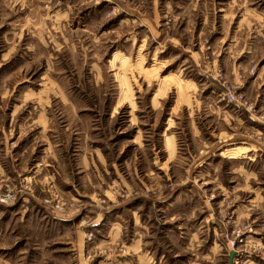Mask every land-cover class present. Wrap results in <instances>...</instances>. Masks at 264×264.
<instances>
[{
    "label": "rangeland",
    "instance_id": "rangeland-1",
    "mask_svg": "<svg viewBox=\"0 0 264 264\" xmlns=\"http://www.w3.org/2000/svg\"><path fill=\"white\" fill-rule=\"evenodd\" d=\"M232 68L239 73L233 75ZM262 72L264 0H0V160L10 163L25 137L31 145L16 182L0 176V193L10 189L18 195L17 202L0 205V264H18L25 250L29 261L30 245L20 246L40 223L26 221L28 214L18 205L25 194L39 197L54 215L79 212L73 228L56 224L49 214L44 227L61 231L70 225L94 249L103 230L90 228L96 215L82 217L97 203L101 215L111 206L129 205L137 197L157 199L192 181L218 221L237 205L258 204L253 217L237 218L232 229L251 225L257 243L264 242L257 227H264V155H252L255 162L232 159L226 150L242 146L234 141L245 130L224 125L205 108L219 104L223 83L239 89L245 106L264 116L245 91ZM237 109L240 119L250 117ZM219 132L236 136L218 143L225 137L219 139ZM47 146L59 150L60 163ZM201 161L207 164L198 166ZM41 167L57 170L59 179L31 180ZM62 181L76 187L74 196L66 194ZM57 201L63 211L48 207ZM144 204L154 219L160 216ZM33 212L44 213L40 206ZM90 232L92 243L86 240ZM250 245L255 247L238 249ZM93 249L92 259L124 245L119 239ZM217 262L228 261L221 256L208 264Z\"/></svg>",
    "mask_w": 264,
    "mask_h": 264
},
{
    "label": "crops",
    "instance_id": "crops-1",
    "mask_svg": "<svg viewBox=\"0 0 264 264\" xmlns=\"http://www.w3.org/2000/svg\"><path fill=\"white\" fill-rule=\"evenodd\" d=\"M62 15L64 16V13ZM154 20L155 18H153ZM159 23L160 19L158 20V25H160ZM243 53L247 54L248 52L242 50L241 54ZM234 72L236 74L239 73L232 68L231 73L233 75ZM245 91L247 96H251L250 98L254 99L257 106L264 111V72L259 73L254 80H251L246 85ZM219 97H221L220 94ZM217 102L220 104L222 99ZM219 104L209 103L205 108L212 113L219 114L220 121L225 122L224 125H237L240 128L242 127L245 130L244 133H246L241 138L235 139H239L238 141H234V144H242L243 147L234 146L226 151L230 150L233 155L232 159H246L248 162H255L256 159H253L252 155H264V152H262L264 149V126L252 120L248 115L240 119L235 113L239 109L234 105ZM222 134H225L224 140H219L218 143L232 140L236 136L233 133L232 135H228L226 132ZM222 134L219 132V139H222ZM22 140L24 142L19 146L16 153L13 156L11 155L10 163L6 164L0 160V176L5 177L8 181L11 179V183L16 182L17 177L22 175L20 168L25 167L24 165H26L28 158L26 157V147H29L30 141L26 137ZM239 149H245L246 151L238 155L237 151ZM44 150L52 152V155L57 158L56 161L58 163L61 162V153L58 149L50 151V147L47 146ZM206 153L208 154L209 150ZM209 157L211 156L209 155L207 159ZM86 163L88 167L91 166L88 157ZM202 164L206 165L207 162L201 161L198 166ZM56 173H58L57 170L53 171L47 167H41L34 172L31 180L46 179L49 175L52 178L54 177L53 179L58 180L59 176ZM64 182V184L63 181L60 182L62 189H64L66 194L74 196L76 187L73 188L72 185L67 184L70 183L69 181ZM140 184H143V182H140ZM200 189L199 185L194 184L192 181L185 182L183 187L177 189L171 187L169 192L162 194L157 199L151 198L149 201L148 199L144 201V199L137 197L129 205H126L128 204L127 202H122L111 206L101 215H98V211H96V208L99 207L97 203L96 207H94L95 209L88 210L82 217L84 220L85 217L96 215L97 218L90 228L92 230L93 227L97 228V230H103L100 237L97 235L98 238L94 244V249L93 246H85V235L83 233L72 229L79 222V212L71 211L62 215H54L44 210L39 197L27 194L22 195L18 205L23 209L24 215L28 214L26 221H29L32 225L38 221L40 226L39 228H32L31 231L28 230L27 233L29 234L26 237L29 240L24 241L20 247L24 248L28 244L30 245V258L29 261H26L28 253L26 254L25 250L23 251L24 260L19 261L18 264H90V260H92L91 264H208L209 260L214 262L221 256H226L228 261L226 264H230V253L232 250L219 243L217 236L221 230L220 223L217 216L214 215V206L206 198H202ZM76 194L79 195V193ZM145 202L148 203V210H156L160 213V216L156 217L162 218L158 219V223H156V218L154 219L150 211H144ZM38 206L43 209V214L33 212L34 207ZM125 207H127L126 210H124ZM258 209V204L251 206L242 203L237 205L233 212L239 220H244L249 219L250 216L253 217V214H255L253 212ZM48 214L56 224L64 223L66 225L70 223L72 228H68L69 225L65 230L61 231L47 229L44 226H47L46 217L48 218ZM262 218L261 225H264V212H262ZM90 219L95 218L90 217ZM107 223L108 225L106 226ZM156 224L159 227L158 231L154 229ZM0 226H3L1 222ZM129 227H131L128 232L130 235L127 234ZM257 227L260 233L259 236L264 239V234L261 232L264 227L260 225ZM13 234H15V237L20 236L15 231L9 232V235ZM209 234H212L213 238L210 243ZM163 238L166 239V243ZM119 239L122 240L124 250L102 254V256L93 257V259L90 257L91 249L103 248ZM14 248L16 250L17 247ZM222 252L224 253L222 254ZM243 260L245 264H264V259L244 256ZM4 264L13 263L6 261ZM217 264L221 263L217 262Z\"/></svg>",
    "mask_w": 264,
    "mask_h": 264
},
{
    "label": "built area",
    "instance_id": "built-area-1",
    "mask_svg": "<svg viewBox=\"0 0 264 264\" xmlns=\"http://www.w3.org/2000/svg\"><path fill=\"white\" fill-rule=\"evenodd\" d=\"M252 73L255 74V69L252 70ZM222 91H221V99L222 101H225L227 104H232L237 106L238 108H242L248 113H250V117L252 120L256 121L257 123L264 126V116L259 115L255 113L253 108H248L244 104V95L242 92H235L230 88L229 86H226L222 83ZM18 195L14 194V192L10 189H7L6 192L0 193V205L7 206L9 203H15L17 202ZM48 207L51 209H54L57 211V209L63 211V204L60 201H57L54 205L51 203H47ZM233 211V210H232ZM229 212L228 215L224 220L219 218L220 222V229H222L221 233L222 236L227 241V246L232 251L235 252L233 264H245L243 257H255L258 259H264V252L258 251L256 248H262L264 249V242L257 243V240L255 239L256 236V229L249 225L244 228L243 231H240V229H235L236 223L239 221L237 217L235 216L234 212ZM226 220V221H225ZM234 229H232V227ZM232 229V231H230ZM231 235H235L233 240H231ZM95 239L94 233L90 232L87 235V242L92 243ZM248 245V244H254L249 249L240 250L238 249L239 245Z\"/></svg>",
    "mask_w": 264,
    "mask_h": 264
},
{
    "label": "water",
    "instance_id": "water-1",
    "mask_svg": "<svg viewBox=\"0 0 264 264\" xmlns=\"http://www.w3.org/2000/svg\"><path fill=\"white\" fill-rule=\"evenodd\" d=\"M234 255H235V252L232 251V252L230 253V264L233 263L232 260H233Z\"/></svg>",
    "mask_w": 264,
    "mask_h": 264
}]
</instances>
